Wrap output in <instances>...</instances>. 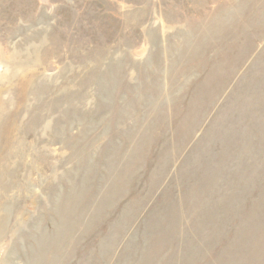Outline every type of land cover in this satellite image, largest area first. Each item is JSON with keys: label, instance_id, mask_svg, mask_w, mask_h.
I'll list each match as a JSON object with an SVG mask.
<instances>
[{"label": "rangeland", "instance_id": "rangeland-1", "mask_svg": "<svg viewBox=\"0 0 264 264\" xmlns=\"http://www.w3.org/2000/svg\"><path fill=\"white\" fill-rule=\"evenodd\" d=\"M0 264H264V0H0Z\"/></svg>", "mask_w": 264, "mask_h": 264}]
</instances>
